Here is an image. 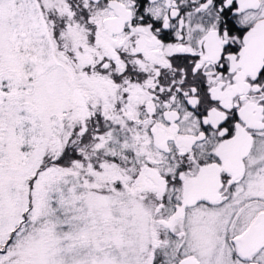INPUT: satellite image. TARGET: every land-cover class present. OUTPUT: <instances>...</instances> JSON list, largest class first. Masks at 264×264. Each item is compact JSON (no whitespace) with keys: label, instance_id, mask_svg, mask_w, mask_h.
Listing matches in <instances>:
<instances>
[{"label":"snow or ice","instance_id":"1","mask_svg":"<svg viewBox=\"0 0 264 264\" xmlns=\"http://www.w3.org/2000/svg\"><path fill=\"white\" fill-rule=\"evenodd\" d=\"M0 264H264V0H0Z\"/></svg>","mask_w":264,"mask_h":264}]
</instances>
